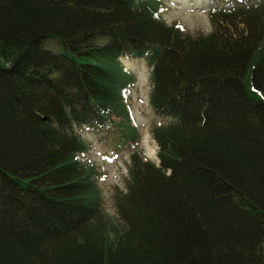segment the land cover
Wrapping results in <instances>:
<instances>
[{"label":"trees","instance_id":"trees-1","mask_svg":"<svg viewBox=\"0 0 264 264\" xmlns=\"http://www.w3.org/2000/svg\"><path fill=\"white\" fill-rule=\"evenodd\" d=\"M218 2L193 34L163 0H0V264H264V0ZM127 56L152 68L158 162ZM83 127L136 145L120 226Z\"/></svg>","mask_w":264,"mask_h":264},{"label":"rangeland","instance_id":"rangeland-1","mask_svg":"<svg viewBox=\"0 0 264 264\" xmlns=\"http://www.w3.org/2000/svg\"><path fill=\"white\" fill-rule=\"evenodd\" d=\"M163 1L166 7L163 17L168 23L179 22L188 32L193 34L211 32L212 24L208 17V10L218 5V0ZM245 2H248V0H242L241 3ZM47 44L52 45V42L48 41ZM122 61L136 76V82L131 88V98L128 103L133 124L139 128L141 134L139 148L143 150L147 158L158 162V144L153 138L151 129L153 125L162 123L166 119L156 115L150 104L152 89L151 65L143 57L127 56L122 57ZM79 132L92 144V149L88 155L100 171L98 184L102 190L106 212L112 217L114 224L120 226L114 203L115 187L118 186L122 189L126 187L129 177L130 154L136 148V145L129 149L122 148L118 143H114L116 142L115 136L104 132L99 134L89 127L80 128Z\"/></svg>","mask_w":264,"mask_h":264},{"label":"bare ground","instance_id":"bare-ground-1","mask_svg":"<svg viewBox=\"0 0 264 264\" xmlns=\"http://www.w3.org/2000/svg\"><path fill=\"white\" fill-rule=\"evenodd\" d=\"M190 5H192V4H190Z\"/></svg>","mask_w":264,"mask_h":264}]
</instances>
